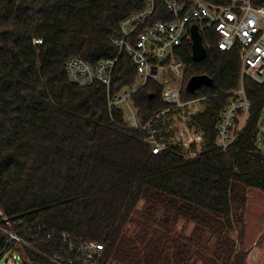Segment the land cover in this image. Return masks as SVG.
<instances>
[{"label":"trees","instance_id":"obj_1","mask_svg":"<svg viewBox=\"0 0 264 264\" xmlns=\"http://www.w3.org/2000/svg\"><path fill=\"white\" fill-rule=\"evenodd\" d=\"M145 6L142 0H0V207L12 228L43 250L46 233L56 239L66 232L103 243L100 264H220L214 254L192 248L202 244L201 236H193L197 231L188 237L191 244L177 233L172 211L219 238L243 224L245 189L264 191V83L244 78L249 117L233 145L220 150L216 123L227 93L240 84L239 54L221 51L212 29L203 36L211 46L203 61H194L192 43L184 42L178 51L185 63L182 97H208L197 115L206 149L187 160L174 151L153 154L140 133L123 125L122 111L109 110L105 86L82 87L67 74L72 56L93 66L115 57L121 20ZM159 7L157 17L165 9L160 0ZM136 77L122 54L111 92L133 85ZM195 77L208 82L190 90ZM161 95L162 85L153 80L133 95L140 120L165 107ZM157 198L167 206H156ZM142 200L153 207L144 217L136 214ZM6 246L0 229V255ZM25 249L34 264H48Z\"/></svg>","mask_w":264,"mask_h":264},{"label":"built area","instance_id":"obj_2","mask_svg":"<svg viewBox=\"0 0 264 264\" xmlns=\"http://www.w3.org/2000/svg\"><path fill=\"white\" fill-rule=\"evenodd\" d=\"M142 1L146 6L132 12L119 24L121 36L113 39L118 48L117 55L103 58L94 66L81 57H70L66 63L70 80L82 87L105 86L109 110L119 108L123 125L140 133L153 154L174 151L187 160L194 159L206 149V133L197 119L199 113L193 112V108L202 105V110L208 97H182L185 63L178 51L184 42L192 43L193 25L198 26L202 38L212 29L218 38V48L223 52L236 49L241 62L240 84L227 93L230 97L216 123V145L227 151L249 117L250 101L244 78L264 83V5L255 6L251 0H230L228 4L208 0H160L165 9L157 17L159 0ZM34 42L40 43L41 39ZM204 45L208 52L210 44ZM122 54L130 57L139 75L138 80L112 93L114 68ZM170 77L181 83L173 85ZM150 80L162 85L161 97L166 105L156 110L147 121H142L133 95ZM0 220L4 222L0 229L7 236V246L0 255V261L5 256L11 264H17V258L24 264H34L25 249L29 247L42 255L48 264L101 263L105 246L99 241L77 240L66 232L55 239L49 232L42 237L46 247L43 250L12 228L1 207ZM29 234H32L31 230Z\"/></svg>","mask_w":264,"mask_h":264},{"label":"rangeland","instance_id":"obj_3","mask_svg":"<svg viewBox=\"0 0 264 264\" xmlns=\"http://www.w3.org/2000/svg\"><path fill=\"white\" fill-rule=\"evenodd\" d=\"M138 76L139 75L137 73L136 80H138ZM170 80L171 83L176 86L181 83V81L174 77H170ZM201 107L202 105H197L193 108V112H202L204 108L200 110ZM262 121L261 130H264V112ZM245 192L246 203L242 210L243 224L240 227L234 224V228L227 233L226 238H219L217 234L212 235V232L207 230V227H203V225H201L199 222L197 223V221L192 219L189 215H182L176 219L179 212L177 209H175L172 211V214L176 220L175 227L177 233L180 234L186 242L190 243L188 237L194 231H197V233L193 236H201L202 244L200 245L199 242H197V244L192 243V248L196 247L197 245L200 246L199 249L208 252L209 255L214 254L215 257L220 261V264H264V191L258 188H246ZM158 199L159 198H157L155 201L156 206H167L164 205L162 200ZM148 206L152 207L151 204H147L146 202L144 203V200H142L139 203L136 214L144 217L143 213ZM160 212H163L162 207H160ZM167 212H169L168 209ZM130 227L131 225L128 223V225L125 227V231H129ZM133 230L134 228L132 227L130 233ZM206 237H211V239L209 238L208 243L204 244V239ZM22 251L24 252V250ZM195 258L192 259V262H195ZM16 260L17 264H24L21 259L17 258ZM0 264L11 263L4 256L0 261ZM109 264H123V262L119 260H112V263L110 261ZM198 264H202V262L199 261Z\"/></svg>","mask_w":264,"mask_h":264},{"label":"water","instance_id":"obj_4","mask_svg":"<svg viewBox=\"0 0 264 264\" xmlns=\"http://www.w3.org/2000/svg\"><path fill=\"white\" fill-rule=\"evenodd\" d=\"M191 38H192L193 60L196 62L203 61L207 56V48L205 47L203 43V38H202V35L197 25H193L191 27ZM204 82L207 83L208 80L204 79V77H195L190 81L188 88L190 90H194ZM153 96H154V93L150 94V97H153Z\"/></svg>","mask_w":264,"mask_h":264}]
</instances>
